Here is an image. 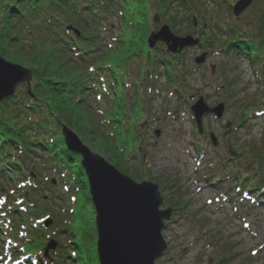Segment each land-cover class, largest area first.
<instances>
[{
	"label": "rangeland",
	"instance_id": "374dc122",
	"mask_svg": "<svg viewBox=\"0 0 264 264\" xmlns=\"http://www.w3.org/2000/svg\"><path fill=\"white\" fill-rule=\"evenodd\" d=\"M192 1L193 7L185 8L176 0L167 14L162 13L159 0H152L150 5L148 26L152 31L164 23L169 24V18L175 14V26L170 25L173 31L177 33L179 30L177 34L183 36L194 35L201 43L170 55L175 68L174 86L165 73L164 64L154 63L156 72L153 75L158 76L151 78L156 80V87L152 90L153 98L147 99L146 103L143 101L144 106H148L144 125L139 130L140 140L132 142L129 147L136 143L140 146L135 149L134 156H128L126 161L130 172L126 173L139 182L151 180L158 183L164 197L162 208H173V214L163 229L168 247L157 264H264V61L253 62L243 52H228L221 48L229 36L223 31L226 27H237L245 31V37H254L264 12V0H254L240 15H236L233 9L237 0ZM156 14H160L159 21L154 20ZM105 23L108 26L112 23L115 32L121 29L119 17L113 14ZM108 34L103 31L101 38L107 39ZM148 36L147 49L155 51L157 58H166V45L158 42L151 48ZM208 38H212L211 42H206ZM204 53L205 61L197 63V57ZM147 66L150 68L148 63ZM131 67L136 74L138 64L133 63ZM22 84L18 90L27 89L26 83ZM177 86L180 91L176 90ZM128 92L130 107L138 96L133 87ZM87 93V103L93 113L110 106L111 101L104 95L98 97L91 88H87ZM201 95L210 105L224 102L225 110L219 118L207 114L200 133L191 105ZM255 99L258 106L254 114L247 116L245 107L251 104L253 108ZM228 121L232 123L226 127ZM228 128L229 132L225 133ZM212 132L219 141L218 145L212 142ZM83 142L92 149L91 143ZM231 146L238 152L234 157L228 153ZM38 159L31 166L32 170L42 169L41 179L37 176L41 183L34 186L32 180L27 199L48 203L43 207H50L54 219L58 217L59 224L61 220L64 223L71 218L72 192L68 191L61 200L57 198L59 190L47 180L55 181L54 185L63 190L72 185V180L65 182L52 164L42 168ZM30 172L26 167L24 173L28 175ZM134 173H140V177L136 178ZM245 177L249 179L244 180ZM29 178L31 181L30 175ZM84 178L88 180V177ZM254 183L259 184L253 186ZM10 184L19 188L15 181ZM90 193V188L77 193V206L83 213L77 226L81 229L83 254L89 257L91 264H100L95 204L87 197ZM177 199H181L182 207L173 204ZM54 225L51 223L49 228L52 233L56 229L52 227ZM55 238L60 240L57 236ZM5 243L6 240L0 241V248ZM45 262L50 264L49 258Z\"/></svg>",
	"mask_w": 264,
	"mask_h": 264
},
{
	"label": "trees",
	"instance_id": "16d2710c",
	"mask_svg": "<svg viewBox=\"0 0 264 264\" xmlns=\"http://www.w3.org/2000/svg\"><path fill=\"white\" fill-rule=\"evenodd\" d=\"M177 1L182 7H193L192 0ZM175 2L159 0L158 5L167 14ZM151 4L152 0H0V54L13 62L26 63L34 72L31 93L26 84L27 89L19 88L2 102L0 109V198L7 194L9 201L4 203V209L20 229L25 226L23 250L28 257L36 256L38 264H46L43 257L46 244L55 235L61 240L58 248L49 252L50 264H91L81 249V229L77 226L83 213L75 203L71 221L51 234L42 223L34 224L44 212L50 211V207H43L48 203L38 201L30 205L25 201L30 186L15 188L10 181L25 180L27 167L36 185H40L42 169L32 170L31 166L39 158L37 163L42 168L52 164L60 174L67 172L73 176L74 186L81 191L89 188L81 156L67 147L62 132L64 124L121 170L130 172L126 160L134 156L140 145H129L139 139L142 130L148 106L143 101L153 98L152 91L141 89L139 82L156 72V62L164 64L169 81H174L175 68L170 59L173 54L167 50L166 58H157L155 51L147 49V36L152 31L148 26ZM111 14L121 22L117 32L112 23L109 26L105 23ZM176 16L167 20L173 27ZM189 19L194 22L191 15ZM70 26L77 31L69 29ZM257 27L250 38L245 37L242 29L226 27L223 31L229 36L221 48L243 52L253 62L264 61V12ZM103 31L109 32L107 39L101 38ZM211 40L208 38L206 42ZM133 63L138 64L136 74L132 72ZM129 84L138 96L130 107ZM87 88L105 95L111 101L110 106L93 113L87 103ZM257 104L255 99L253 108L251 104L245 107L247 116L254 114ZM133 175L140 177V173ZM47 182L56 186L52 180ZM10 186L14 191L8 189ZM20 197L27 204L26 210L14 202ZM173 204L183 205L181 199ZM3 226L0 223V235ZM63 233L69 235V242ZM30 261L32 264V258Z\"/></svg>",
	"mask_w": 264,
	"mask_h": 264
},
{
	"label": "water",
	"instance_id": "95a60500",
	"mask_svg": "<svg viewBox=\"0 0 264 264\" xmlns=\"http://www.w3.org/2000/svg\"><path fill=\"white\" fill-rule=\"evenodd\" d=\"M252 3L253 0H237L233 5L234 12L240 15ZM159 18L160 14H156L155 20L159 21ZM148 41L151 47L163 41L170 51L181 52L186 46L199 43L200 38L191 34L178 35L165 23L151 32ZM205 58L206 53L197 57V62L202 63ZM32 79L33 70L27 64L13 62L0 54V108L7 97L16 93L20 83L27 82L31 91ZM192 110L202 132L205 115L214 113L222 117L225 103L211 106L201 95L192 105ZM231 123L226 122V127ZM63 133L68 148L83 156L82 164L89 176L97 211L100 264H157L168 247L163 229L173 213L172 207L161 208L164 197L160 185L151 180L136 181L104 155L90 149L67 124L63 126ZM211 137L217 145L219 141L213 132ZM229 151L231 155L237 154L232 147ZM56 246L57 242L53 241L47 250Z\"/></svg>",
	"mask_w": 264,
	"mask_h": 264
},
{
	"label": "bare ground",
	"instance_id": "6f19581e",
	"mask_svg": "<svg viewBox=\"0 0 264 264\" xmlns=\"http://www.w3.org/2000/svg\"><path fill=\"white\" fill-rule=\"evenodd\" d=\"M12 225H14L13 223H11ZM1 250V252L3 251V249H0Z\"/></svg>",
	"mask_w": 264,
	"mask_h": 264
}]
</instances>
